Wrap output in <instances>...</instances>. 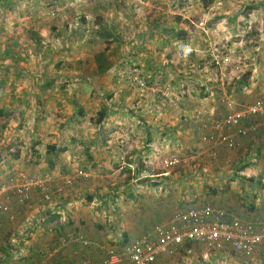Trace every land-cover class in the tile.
<instances>
[{
  "label": "rangeland",
  "instance_id": "374dc122",
  "mask_svg": "<svg viewBox=\"0 0 264 264\" xmlns=\"http://www.w3.org/2000/svg\"><path fill=\"white\" fill-rule=\"evenodd\" d=\"M181 44L193 51L186 60ZM98 52L114 66L102 76ZM247 89L264 91V0H0V164L24 165L35 123L76 158L98 143L88 155L105 158L89 165L99 176L88 193L122 197L133 228L173 207L180 164L166 171L162 161L202 157L206 112ZM102 105L109 115L98 122Z\"/></svg>",
  "mask_w": 264,
  "mask_h": 264
},
{
  "label": "crops",
  "instance_id": "0c3cea01",
  "mask_svg": "<svg viewBox=\"0 0 264 264\" xmlns=\"http://www.w3.org/2000/svg\"><path fill=\"white\" fill-rule=\"evenodd\" d=\"M114 96L117 98L118 93ZM238 98L239 103L231 96L215 107L214 104L210 106V111L206 112L210 123L205 135L222 132L215 130L214 122L241 112L257 100H264V91L255 96L253 90L247 89L238 93ZM254 120V117H246L242 125L249 127ZM259 121L262 123L259 132L238 136L235 149L205 141L202 157L179 163L178 167L183 170L177 172V196H174L170 213L156 215L160 219L157 224H165L178 210L211 205L264 230V118ZM29 129L34 134L32 143L36 146L25 162L27 165L23 162L24 165L9 169L10 165L0 164V186L3 183L18 184L22 176L49 179L56 190L55 204L43 203L40 191L36 189L30 205L23 206L12 193L0 188V202L10 207V212L0 216V264H103L110 250L120 257L116 264H131L124 254L125 247L157 224L147 225V229L142 227L144 224L133 228L125 215L122 218L121 207L125 203L122 197L116 199V202L120 200L117 204L109 193H88L97 183V177L92 176H99L89 165L100 164L105 158L101 152H98L100 155H88L92 153L91 146L98 143H86L84 155L78 154L76 158L71 153L72 146L61 148L55 141H48L47 131L39 128L37 123ZM230 131L236 133V129ZM20 142H23L22 136ZM51 147L59 150L52 163L46 155ZM79 171H83L84 176L72 186L67 185V179ZM177 200L180 204L176 210ZM161 208L162 211L157 209L156 212H165L166 208ZM71 235L81 236L88 244L77 241L64 244ZM189 245H183L172 256L160 255L155 264H173L175 256L177 263L192 258L198 264L203 258L209 262L221 259L227 264H264V241L253 259L243 257L231 245H224L220 250L204 243Z\"/></svg>",
  "mask_w": 264,
  "mask_h": 264
},
{
  "label": "built area",
  "instance_id": "2783aa9c",
  "mask_svg": "<svg viewBox=\"0 0 264 264\" xmlns=\"http://www.w3.org/2000/svg\"><path fill=\"white\" fill-rule=\"evenodd\" d=\"M192 53V49L187 44H181L177 48V56L180 60H186ZM214 57L218 67L226 65L227 59H221L218 54ZM226 82V77L222 76V86L226 85ZM228 104L231 105L230 102ZM246 117L255 118L249 127L242 125ZM261 118H264V100H257L245 106L241 112L227 115L222 120L214 122L215 130L222 132L205 135L203 140L228 149H235L238 136L259 132L262 126L259 121ZM230 129H236V133H232ZM161 164L167 169L166 171H169L179 164V161L165 159ZM80 176H84L83 171L69 177L66 184L72 186ZM0 188L1 191L12 193L15 200L23 206L30 205L32 193L36 189L40 191L43 203L55 204L56 190L49 179L22 176L18 184L3 183ZM8 212L10 207L0 202V216ZM72 241L88 244L79 235H71L64 244ZM263 241L264 230H258L253 223L242 221L226 210L206 205L176 211L165 224H157L152 230L129 242L124 254L131 264H155L160 255L172 256L185 244L204 243L216 250L224 248V245H231L243 257L253 259ZM119 261V255L114 250H110L103 264H116Z\"/></svg>",
  "mask_w": 264,
  "mask_h": 264
},
{
  "label": "trees",
  "instance_id": "16d2710c",
  "mask_svg": "<svg viewBox=\"0 0 264 264\" xmlns=\"http://www.w3.org/2000/svg\"><path fill=\"white\" fill-rule=\"evenodd\" d=\"M104 38H111L112 37V32H108L105 35H102ZM106 48L105 51L109 50V47L111 45V43H106ZM94 60V70L95 73L99 74V75H103L106 74L108 71H110L113 68V64L111 63V61L109 60V58L107 57V55L105 54V52H98L94 55L93 57ZM63 64V63H61ZM58 65V67L62 66V65ZM64 66V65H63ZM72 66V65H71ZM84 66V62L82 61H77L75 63V69H82ZM109 98H111V96H108ZM80 115L82 116L84 114L83 109H81L80 111ZM109 115V111L106 105H102L101 109L97 112L96 116L93 118L94 120H98V122H102L103 120L107 119ZM52 150L47 152V157H49L48 161L50 163L53 162V159L55 158V156H57L58 151L56 149V147H51ZM191 246V244L189 245V247Z\"/></svg>",
  "mask_w": 264,
  "mask_h": 264
}]
</instances>
